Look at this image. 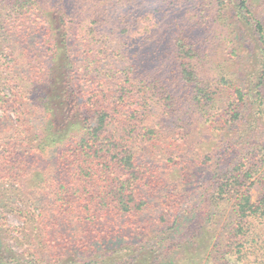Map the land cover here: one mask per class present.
Returning <instances> with one entry per match:
<instances>
[{"label":"trees","instance_id":"16d2710c","mask_svg":"<svg viewBox=\"0 0 264 264\" xmlns=\"http://www.w3.org/2000/svg\"><path fill=\"white\" fill-rule=\"evenodd\" d=\"M130 2L0 0V264H154L208 196L214 218L235 202L236 237L255 243L250 219L264 207L240 176L199 185L208 172L195 153L234 132L215 117L248 105L247 89L211 79L188 38L152 57L153 35L137 52ZM217 81L234 102L212 91Z\"/></svg>","mask_w":264,"mask_h":264},{"label":"rangeland","instance_id":"374dc122","mask_svg":"<svg viewBox=\"0 0 264 264\" xmlns=\"http://www.w3.org/2000/svg\"><path fill=\"white\" fill-rule=\"evenodd\" d=\"M240 1L135 0L126 4L124 11L133 25L130 44L137 52L143 50L140 42L151 40L153 35L155 48L149 51L152 57H156L157 47L164 53L169 43L176 42L173 40L188 38L196 43L199 58L203 59L201 65L208 66L211 79L225 75L247 89L248 105H241L235 112L226 107L215 117L216 123H226L234 132L228 136L218 132L212 141L196 145L195 153L200 155L196 169L208 172L197 183L208 188L226 180L234 182L233 177L240 176L238 189L249 190L252 203L264 207V84L259 85V80L264 78V47L259 42V25L264 30V0H248L245 20L237 12ZM39 48L43 53L44 49ZM165 58H168L166 54ZM219 83L214 84L212 91L226 99L232 95L234 102V88ZM208 156L212 161L206 159ZM208 197L196 202L177 231L169 233L168 245L158 251L154 264H165L178 256L187 257L184 264H264V218L250 219L255 243L248 247L246 238L236 237L235 202L225 203L214 218L209 214L214 203ZM9 221L13 226L20 225L13 216Z\"/></svg>","mask_w":264,"mask_h":264}]
</instances>
